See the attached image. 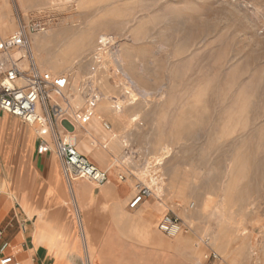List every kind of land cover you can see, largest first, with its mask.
I'll return each mask as SVG.
<instances>
[{"label": "rangeland", "instance_id": "obj_1", "mask_svg": "<svg viewBox=\"0 0 264 264\" xmlns=\"http://www.w3.org/2000/svg\"><path fill=\"white\" fill-rule=\"evenodd\" d=\"M34 2L39 9L25 10L20 0L10 7L16 30L31 18L47 22L31 39L38 65L70 78L72 102L85 106L92 93L121 101L129 123L118 130L131 164L118 163L142 183L155 173L154 195L166 199L172 190L177 208L208 217L238 264H264V0ZM102 35L113 38L96 64ZM127 90L138 93L136 103ZM6 128L0 149L8 157L15 126ZM24 128L15 133L23 142L34 130ZM6 201L3 194L0 227L12 215Z\"/></svg>", "mask_w": 264, "mask_h": 264}, {"label": "crops", "instance_id": "obj_2", "mask_svg": "<svg viewBox=\"0 0 264 264\" xmlns=\"http://www.w3.org/2000/svg\"><path fill=\"white\" fill-rule=\"evenodd\" d=\"M73 105L83 106L81 98ZM105 106L108 110L103 116H94L85 126H79L78 132L74 130L80 137L79 152L109 169V179L99 186L84 178L67 182L56 153L38 150L36 129L28 135L32 125L22 121L23 126L21 120L0 110L2 117L6 116L4 122L0 119V133L4 131L0 144L5 125L6 130L15 126L9 156L0 149V199L7 194L5 209L12 214L0 227L8 231L4 233L9 243L7 252L23 264H192L212 248L220 258L208 264H238L229 253L221 229L208 228V217L177 208L174 191L166 199L153 195L130 206L141 179L118 163L122 160L131 164L120 133L129 122L122 112L121 116L113 112L115 105L110 101ZM103 121L110 124V129ZM17 127H25L24 142L15 135ZM5 171L10 173L9 179ZM174 205L185 215H179L184 229L168 236L158 225L166 213H176ZM210 233L212 237L218 235L219 241L212 244V238L206 242L204 234Z\"/></svg>", "mask_w": 264, "mask_h": 264}, {"label": "built area", "instance_id": "obj_3", "mask_svg": "<svg viewBox=\"0 0 264 264\" xmlns=\"http://www.w3.org/2000/svg\"><path fill=\"white\" fill-rule=\"evenodd\" d=\"M47 22L42 18L21 21L18 29L3 38L0 33V110L19 120L34 125L39 136L38 150L41 153L54 151L61 160L63 176L67 182L78 178L102 185L109 179V169L93 163L77 149L74 130L85 126L94 116L93 106L98 99L92 93L83 107H76L71 101L70 78L62 73L54 74L42 69L31 49V34L43 32ZM104 127L110 124L103 121ZM130 145L125 143L124 151L130 156ZM154 177L152 179L151 177ZM124 175H120L124 179ZM149 184L138 185L137 193L130 206L134 207L147 197L155 194L159 178L152 174ZM160 231L175 236L184 229L181 217L166 213L158 225ZM0 230V264H23L15 255L7 252L9 243L3 240ZM210 241L209 237L205 238ZM220 258L215 249H209L202 260L192 264H208Z\"/></svg>", "mask_w": 264, "mask_h": 264}, {"label": "bare ground", "instance_id": "obj_4", "mask_svg": "<svg viewBox=\"0 0 264 264\" xmlns=\"http://www.w3.org/2000/svg\"><path fill=\"white\" fill-rule=\"evenodd\" d=\"M19 2V1H18ZM20 2H21V5L24 7V9L25 10H28V9H35V8H37V9H39L38 8V6L39 5H37L35 2H34V0H20ZM0 9H1V12H0V33L2 34V35H6V34H8V33H11V32H13L14 33V30H16L15 29V26H16V23H15V18H14V16H13V14H12V10H11V7H10V0H0ZM47 31V29L45 30V31H43V32H39V33H35V34H41V33H45ZM51 33V32H50ZM32 35L34 36V34H31V39H32ZM37 37H39V36H37ZM48 38V37H47ZM111 38H113L112 36H105V35H102L100 38H99V40H98V49H97V51L95 52V56H96V60H95V62H96V64H98L99 63V61H100V58H102L104 55H105V53H106V51H107V49H108V44L111 42ZM41 39H43V38H41ZM85 41H86V38H85ZM39 40H33V42L32 43H34V44H39ZM32 45V44H31ZM35 48V47H34ZM34 50V49H33ZM61 57V56H60ZM65 57V56H64ZM48 59H50V58H48ZM52 61H54V59L52 60ZM54 62H56V61H54ZM48 63V62H47ZM58 63H59V61H58ZM51 66V65H50ZM60 67V66H59ZM58 67V68H59ZM125 89V88H124ZM126 93V98H127V100H129V104H133V103H136L138 100H139V95H138V93L137 92H135L134 90H127V91H125ZM97 96H98V99H97V101H96V103H95V106H93L92 108H93V111H94V116H97V115H99L101 112H107V110H108V108L105 106V104L106 103H104V101L103 102H101V98H100V95H98V94H96ZM72 101V100H71ZM74 102V101H73ZM72 102V103H73ZM120 103H121V101L119 100V103H116L115 104V109H114V113L116 114V115H118V116H121V112H122V105H120ZM98 105V106H97ZM112 108V107H111ZM93 116V117H94ZM103 116V115H102ZM137 120V118L136 119H133L132 121H136ZM34 128H35V126L34 125H32ZM79 126L80 125H78L77 124V126H76V128L75 129H77L76 131L78 132L79 131ZM76 132V133H77ZM77 140L79 141L80 140V137H79V135H78V133H77ZM124 145V144H123ZM79 148H80V146H79ZM168 151H169V148L168 147H165V156L167 157L168 155H169V153H168ZM165 158V157H164ZM163 159V158H162ZM161 158H159V159H157L156 160V162L154 163L156 166L157 165H159V166H162L163 165V163H164V159L162 160ZM151 173V172H150ZM152 179H154V177L152 176L151 177ZM161 180V179H160ZM160 182H158V184H159ZM221 238V237H220ZM219 239V236L218 235H214V241L213 242H215L216 240H218ZM219 241V240H218Z\"/></svg>", "mask_w": 264, "mask_h": 264}]
</instances>
